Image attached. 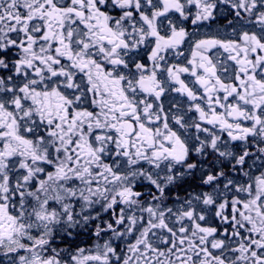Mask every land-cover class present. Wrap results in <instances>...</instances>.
<instances>
[{"label":"snow or ice","instance_id":"obj_1","mask_svg":"<svg viewBox=\"0 0 264 264\" xmlns=\"http://www.w3.org/2000/svg\"><path fill=\"white\" fill-rule=\"evenodd\" d=\"M0 264H264V0H0Z\"/></svg>","mask_w":264,"mask_h":264}]
</instances>
